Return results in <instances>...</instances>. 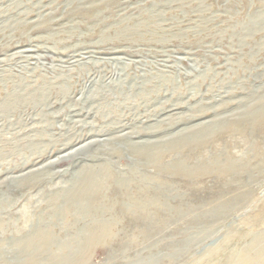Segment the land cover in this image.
Here are the masks:
<instances>
[{"label":"rangeland","instance_id":"rangeland-1","mask_svg":"<svg viewBox=\"0 0 264 264\" xmlns=\"http://www.w3.org/2000/svg\"><path fill=\"white\" fill-rule=\"evenodd\" d=\"M263 114L264 0H0V264H264Z\"/></svg>","mask_w":264,"mask_h":264},{"label":"bare ground","instance_id":"bare-ground-1","mask_svg":"<svg viewBox=\"0 0 264 264\" xmlns=\"http://www.w3.org/2000/svg\"><path fill=\"white\" fill-rule=\"evenodd\" d=\"M264 115V114H263ZM262 118V117H261ZM261 121V120H260ZM231 163V162H230ZM215 164V163H214ZM225 167V166H224ZM225 170H226V168H225ZM229 170V169H228ZM175 171H177V170H175ZM207 171V170H206ZM193 172V171H192ZM210 172V171H209ZM201 175V174H200Z\"/></svg>","mask_w":264,"mask_h":264}]
</instances>
